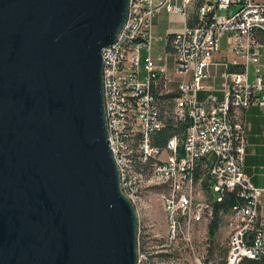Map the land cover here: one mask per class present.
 I'll return each mask as SVG.
<instances>
[{
    "label": "water",
    "instance_id": "obj_1",
    "mask_svg": "<svg viewBox=\"0 0 264 264\" xmlns=\"http://www.w3.org/2000/svg\"><path fill=\"white\" fill-rule=\"evenodd\" d=\"M129 0H0V264H136L102 49Z\"/></svg>",
    "mask_w": 264,
    "mask_h": 264
},
{
    "label": "built area",
    "instance_id": "obj_2",
    "mask_svg": "<svg viewBox=\"0 0 264 264\" xmlns=\"http://www.w3.org/2000/svg\"><path fill=\"white\" fill-rule=\"evenodd\" d=\"M193 2L129 0L116 41L102 49L108 143L120 189L138 220L136 264H149L141 250L140 222L143 194L153 189L159 191L166 217L165 245L183 243L193 254V264H211L196 255L194 231L210 223L213 204L233 190L242 201L219 225L229 233L225 264L264 257V188L253 186L242 171L246 136L241 117L251 105L264 107V0H205L196 22L172 33L165 53H153L154 16L166 10L187 21ZM231 6L237 10L218 14ZM222 39L229 58L218 61ZM168 52L177 74L184 77L173 89L167 77ZM215 65L223 67L227 79L224 98L208 94L199 100L197 94L205 90ZM175 123L186 124L183 133L170 135L162 146L153 143V137Z\"/></svg>",
    "mask_w": 264,
    "mask_h": 264
},
{
    "label": "rangeland",
    "instance_id": "obj_3",
    "mask_svg": "<svg viewBox=\"0 0 264 264\" xmlns=\"http://www.w3.org/2000/svg\"><path fill=\"white\" fill-rule=\"evenodd\" d=\"M230 10H237L236 6H231L229 10H219L218 14H227ZM164 21L169 22L174 28H178L181 24V18L178 13L165 15ZM182 29V28H181ZM180 30V29H179ZM222 50L225 47L224 39H222ZM160 53H165L159 47L155 49ZM155 51V52H156ZM166 57L167 77L170 78V88H175L176 84L184 77L177 74L174 68V57L168 52ZM254 67H249V81L254 79ZM172 104L169 105V109ZM158 190H148L143 194V204L141 210V244L142 251L146 252L149 264H193V254L187 249L183 243L178 245L168 246L166 244L167 237V222L161 202L159 201ZM216 198L219 197L215 194ZM208 223L196 227L194 231L195 253L206 262L211 264H219L227 254L229 233L223 226L217 229L213 241L207 237Z\"/></svg>",
    "mask_w": 264,
    "mask_h": 264
},
{
    "label": "crops",
    "instance_id": "obj_4",
    "mask_svg": "<svg viewBox=\"0 0 264 264\" xmlns=\"http://www.w3.org/2000/svg\"><path fill=\"white\" fill-rule=\"evenodd\" d=\"M182 0H176L178 5H181ZM192 6L189 8L191 11ZM170 14L166 10H161L157 13L152 21L153 35V53H159V47L164 50L168 44V36L183 28L188 21L181 15L182 24L178 28H174L169 22L164 21L165 15ZM175 14V13H171ZM225 43V39H224ZM226 45V43H225ZM224 45V46H225ZM156 51V52H155ZM217 60L223 61L229 58L226 52V47L217 54ZM261 64L264 66V48L262 49ZM227 79L223 75V67L215 65L210 68V77L205 81V90L199 91L197 98L202 100L208 94L216 96L220 101L224 98L225 83ZM241 117L245 125V153L242 163V171L249 178L253 186L264 188V137L262 136V128L264 125V107L259 105H251L241 112ZM264 202V193L262 195Z\"/></svg>",
    "mask_w": 264,
    "mask_h": 264
},
{
    "label": "trees",
    "instance_id": "obj_5",
    "mask_svg": "<svg viewBox=\"0 0 264 264\" xmlns=\"http://www.w3.org/2000/svg\"><path fill=\"white\" fill-rule=\"evenodd\" d=\"M205 0H194L192 4L191 11L187 19V24L192 25L197 20V9ZM170 36H168L169 39ZM168 45V44H167ZM173 94H170L169 97H173ZM185 123H175V126L169 124L164 129H162L154 138L153 143L157 145H164L166 139L174 133H183L185 130ZM242 199L237 194L236 190L227 191L223 194L221 201L215 202L213 204V218L208 224L207 227V237L208 240L213 241L219 228V225L222 221V216L230 211V209L237 203L241 202ZM226 253L224 259L219 264H225ZM238 264H264V257L260 256L258 258H242Z\"/></svg>",
    "mask_w": 264,
    "mask_h": 264
},
{
    "label": "bare ground",
    "instance_id": "obj_6",
    "mask_svg": "<svg viewBox=\"0 0 264 264\" xmlns=\"http://www.w3.org/2000/svg\"><path fill=\"white\" fill-rule=\"evenodd\" d=\"M102 87H103V81H102Z\"/></svg>",
    "mask_w": 264,
    "mask_h": 264
}]
</instances>
